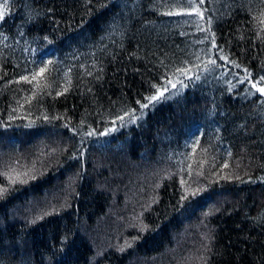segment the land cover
I'll return each instance as SVG.
<instances>
[{"label": "trees", "instance_id": "1", "mask_svg": "<svg viewBox=\"0 0 264 264\" xmlns=\"http://www.w3.org/2000/svg\"><path fill=\"white\" fill-rule=\"evenodd\" d=\"M7 4L0 264H264V96L251 88L264 75L262 0H205L211 31L164 14L184 0ZM209 59L220 67L206 71ZM178 67L200 79L140 109ZM131 109L134 121L116 119ZM17 165H37L36 179L9 184Z\"/></svg>", "mask_w": 264, "mask_h": 264}, {"label": "snow or ice", "instance_id": "2", "mask_svg": "<svg viewBox=\"0 0 264 264\" xmlns=\"http://www.w3.org/2000/svg\"><path fill=\"white\" fill-rule=\"evenodd\" d=\"M184 3L186 4L187 7H186V9H183L182 12H173L172 10H169L168 12H166L164 14L169 15V16L180 15V14L194 16V17L198 18V20L196 22V26L199 30L211 31L210 28L204 29L200 24V21H203L205 19V13L208 11V9L203 8V5L205 4V0H184ZM262 3H264V0H262ZM7 8H8L7 0H0V21L4 20ZM258 19H260L261 23H264V9L261 10V14H260V17H258ZM208 23L211 24V18L210 17L208 18ZM262 42H264V38H262ZM212 47L217 48L218 52H220V53L223 52V49L219 48L215 43V34L214 33L212 35ZM197 59H199V56H197ZM219 59L231 63L236 68L240 67V65L237 64L234 60L229 61V58L223 54H221L219 56ZM49 63H51V62H49ZM208 65H212L213 67H220V65H217L216 60H213V59H209L207 61V63L205 64V70L206 71L210 70L208 68ZM193 67L196 69H199L200 65L195 64V65H193ZM44 71H45L44 68L40 69L41 73ZM244 71H245L246 75L238 81V83H240V84L245 83V81H247L249 79V77L251 76V73L248 72L247 69H244ZM190 72H192V68H185V67L176 68L172 77H165L164 78V83L152 85V88L155 89V92L149 96L143 97L142 99L144 102H141V100H137L136 103L139 105L140 109H146L150 105H154L155 102H159L162 99H168L169 97L166 96L165 94L169 93L171 89H177V85H179L181 88L188 87V84L185 83V80H187L189 82H194V81L200 79L199 74L189 75ZM181 77H183V79ZM20 79L31 84L32 81L36 79V74L33 73L31 79H29L28 76H21ZM18 82L19 81H17V83ZM261 82H264V75L260 76L259 80H257L256 82L251 83V88L255 89L256 92L260 94V96H264V87L259 86ZM233 87H234V85H233ZM66 90L67 89H65V91ZM177 91H179V89H177ZM13 111H15V109H13ZM141 115H143V113H141ZM125 116L128 117V121H134L135 119H137L136 109H131L130 111H126L124 116H117L116 119L121 121V123L123 124L125 122ZM113 123H115V121H113ZM115 130L116 129H114V128L111 129V131H115ZM93 134H94V132H88L87 133V135H89V136H91ZM224 167H227V165H224ZM3 175H5L7 177V180L9 182V184H11V185H14L16 183L24 184V183H27L29 179H32V180L36 179L35 175H29L28 172L17 173L15 176L8 174V173H4ZM21 177H25V178H21ZM181 183L183 184L184 181H181ZM7 191H8L7 187H0V199L3 198L4 194ZM186 198L187 197H182V199H186Z\"/></svg>", "mask_w": 264, "mask_h": 264}, {"label": "rangeland", "instance_id": "3", "mask_svg": "<svg viewBox=\"0 0 264 264\" xmlns=\"http://www.w3.org/2000/svg\"><path fill=\"white\" fill-rule=\"evenodd\" d=\"M44 146H45V143H43V142L39 143V144L36 146L37 152H42V151L44 150ZM60 149H61V148H60ZM56 150H57V149H56ZM57 152H58V154H54V155L57 156V155L60 154V151L57 150ZM19 165H21V164H19ZM19 165L11 167V168L8 170L7 173H8V174H11V175H13V176H15L17 173H24L25 171H27V168H23L22 166H19ZM36 166H37V165H35L34 167L36 168ZM70 181H71V179L68 180V183L64 186V188H67V187L71 186ZM115 207H116V206H115ZM47 208H49V207H47ZM57 208H59V207L52 208V209L49 208L50 210L46 211V213H49V212H51L52 210L57 209ZM121 209H122V208H121Z\"/></svg>", "mask_w": 264, "mask_h": 264}, {"label": "bare ground", "instance_id": "4", "mask_svg": "<svg viewBox=\"0 0 264 264\" xmlns=\"http://www.w3.org/2000/svg\"><path fill=\"white\" fill-rule=\"evenodd\" d=\"M48 169H49V167H48ZM47 169H43V171L45 172ZM36 168L34 167V166H32L31 168H30V170H29V175H35L36 174ZM42 171V172H43ZM41 176V172L39 173V175L37 176V177H40ZM132 213H134V211L132 212ZM136 229L139 231V232H142L143 231V229H144V226H143V224H136ZM136 235V236H135ZM134 236L137 238V239H140V237H141V234L140 233H137V232H135V234H134Z\"/></svg>", "mask_w": 264, "mask_h": 264}]
</instances>
